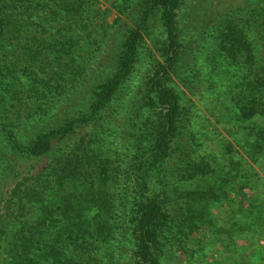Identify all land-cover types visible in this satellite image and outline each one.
Returning <instances> with one entry per match:
<instances>
[{"label": "trees", "instance_id": "16d2710c", "mask_svg": "<svg viewBox=\"0 0 264 264\" xmlns=\"http://www.w3.org/2000/svg\"><path fill=\"white\" fill-rule=\"evenodd\" d=\"M143 2L148 8L139 26L129 29L116 55L104 60L112 26L97 0H0L3 264H119L123 247L114 241L126 234L135 243L137 264H162L176 223L168 206L180 205L181 215L198 208L186 219H202L208 200L227 199L231 188L216 183L208 191L192 190L188 182L222 175L239 195L261 180L264 0L251 12L219 21L215 55L207 62L220 80L229 74L231 122L241 137L224 174L199 159L191 132V142L180 152L186 158L176 157L188 121L179 94L167 82L182 58L180 16L186 0ZM159 30L164 63L143 87L141 99L131 96L122 103L142 32L151 37ZM94 61L101 64L102 77ZM116 141L121 151L111 148ZM21 159L47 163L6 195L3 180Z\"/></svg>", "mask_w": 264, "mask_h": 264}, {"label": "rangeland", "instance_id": "374dc122", "mask_svg": "<svg viewBox=\"0 0 264 264\" xmlns=\"http://www.w3.org/2000/svg\"><path fill=\"white\" fill-rule=\"evenodd\" d=\"M256 1L186 0L180 16L182 58L177 73L171 78L172 82H167L179 94L188 121L184 139L179 140L180 147L178 146L176 157L186 158L187 154L180 156V152L188 140L191 142L188 138L191 132L200 146L197 155L199 159L207 167L210 164L212 168L219 166L222 174L232 168L230 162L235 151L230 153V150L238 149L237 141L241 137L236 136L235 123L231 122L235 111L230 109L232 104L227 89L230 84L229 74L221 76L220 80L217 75H211V66L207 62L212 54L215 55V34L219 21L225 16L251 12ZM147 8L148 5L143 0H97V9L106 14L105 20L112 26L104 60H110L116 55L125 35L129 29L139 26L141 14ZM140 42L139 60L122 88V103L128 104L131 96L141 99L145 90L143 87L156 72L158 64H163L165 60L161 30L151 37L142 32ZM93 66L95 72L102 77L101 64L94 61ZM95 72L94 76L97 75ZM95 79L96 77L92 82ZM87 130H78L77 133ZM111 148L122 150L117 141ZM46 163L47 159L19 160L15 170L3 180L2 192L8 195L17 182L34 174ZM258 171L261 180L254 183V188H245L239 195L237 191H233L236 189L235 185L227 186V179H222V175L188 182L189 189L200 191H208L216 183L225 188L231 187V190L228 189L231 202L226 201L228 198L213 201L216 198L213 195L208 200V214L194 221H189L186 217L199 212L198 208L181 215L180 205L177 206L175 202L170 204L169 213L176 223L172 227L174 229L169 242L163 247L162 264H264V172L260 169ZM214 193L217 196L219 191L214 190ZM161 236L165 242L164 236ZM114 242L123 247L119 264H137L133 257L135 243L129 234L119 235ZM3 262L4 254L0 251V264Z\"/></svg>", "mask_w": 264, "mask_h": 264}]
</instances>
